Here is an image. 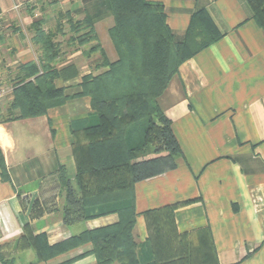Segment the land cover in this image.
Instances as JSON below:
<instances>
[{
	"label": "crops",
	"instance_id": "0c3cea01",
	"mask_svg": "<svg viewBox=\"0 0 264 264\" xmlns=\"http://www.w3.org/2000/svg\"><path fill=\"white\" fill-rule=\"evenodd\" d=\"M148 1L162 5L176 37L198 10L219 36L182 61L157 98L180 153L142 158L163 157L131 189L137 259L152 262L156 240L159 264H264V25L254 16L264 0ZM83 19L103 47L110 44L109 0H0V81L13 85L20 66L39 64V28L55 34L54 67L77 70L55 80L65 98L43 114L0 117V264H98L90 242L46 258L24 244L41 236L54 246L119 221L114 210L65 219L59 169L80 194L74 132L96 122L90 96L81 94L89 45L70 39L90 27L69 34L70 21ZM1 100L9 103L11 92ZM162 210L171 213L169 225L151 215Z\"/></svg>",
	"mask_w": 264,
	"mask_h": 264
},
{
	"label": "trees",
	"instance_id": "16d2710c",
	"mask_svg": "<svg viewBox=\"0 0 264 264\" xmlns=\"http://www.w3.org/2000/svg\"><path fill=\"white\" fill-rule=\"evenodd\" d=\"M109 1L114 22L109 35L121 60L101 74L103 84L92 74L82 77L81 94L90 96L96 122L74 132L71 151L80 194L66 181L61 168L59 173L61 186L65 189L66 220L72 215L84 219L114 210L119 214V221L86 230L54 246H48L41 236L25 241L24 246L32 245L39 258L90 242V252L98 264H140L132 233L136 214L131 189L150 171L152 162L163 157L142 158L149 154L172 157L180 153L171 121L160 109L157 98L180 63L219 36L205 10L194 12L191 24L179 38L165 23L160 3ZM254 16L260 25H264V12H254ZM88 27L76 38L70 35V39L88 44L90 51L99 50L101 46L91 28L92 22L83 19L69 23L73 33ZM54 36L40 28L37 30L34 42L40 50L39 64L20 66L8 107L12 117L38 116L48 106L64 100L63 88L56 86L55 80L72 77L77 70L74 65L61 70L54 67L58 55ZM101 56L105 58L104 53ZM139 76L144 79L143 85L135 81ZM1 165L5 173L3 162ZM109 204L118 206L110 208ZM155 214H161L165 223L170 224V211L151 213ZM156 243L154 240L151 244L154 259L148 264H159ZM24 246L19 242V247ZM182 259L188 261L189 258ZM201 259L204 261L205 258Z\"/></svg>",
	"mask_w": 264,
	"mask_h": 264
},
{
	"label": "rangeland",
	"instance_id": "374dc122",
	"mask_svg": "<svg viewBox=\"0 0 264 264\" xmlns=\"http://www.w3.org/2000/svg\"><path fill=\"white\" fill-rule=\"evenodd\" d=\"M69 34H70V31H69ZM109 36V42L110 44L107 45V46H104L101 45L100 43V49L99 50H96V51H90L87 49V54L88 56H90L92 59L90 60L87 68L85 69H88L89 70V74H92L93 76L95 77H98V79L96 80L98 83H101L103 84V78L101 77V74H103L105 71L108 70V68H110L111 64H114V63H118L121 59V55L120 53L118 52V50L116 49L113 41L111 40L110 38V35L108 34ZM101 53H104L105 55V58L101 56ZM93 56V57H92ZM136 83L137 84H144V79L142 76H139L135 79ZM0 86H3V87H6L8 89V92L3 96L1 97L0 99H3L5 98V96L7 94H9L11 92V87H12V82L10 83V81H0ZM2 102V103H1ZM1 104H0V108L3 110L2 113H0V117H6V116H13V114H11L10 112H8V107H9V103L8 102H5L1 100ZM6 109V111H5Z\"/></svg>",
	"mask_w": 264,
	"mask_h": 264
},
{
	"label": "built area",
	"instance_id": "2783aa9c",
	"mask_svg": "<svg viewBox=\"0 0 264 264\" xmlns=\"http://www.w3.org/2000/svg\"><path fill=\"white\" fill-rule=\"evenodd\" d=\"M7 92H8V89L6 87L0 86V98L3 97Z\"/></svg>",
	"mask_w": 264,
	"mask_h": 264
}]
</instances>
